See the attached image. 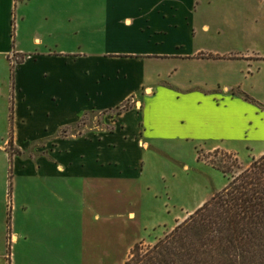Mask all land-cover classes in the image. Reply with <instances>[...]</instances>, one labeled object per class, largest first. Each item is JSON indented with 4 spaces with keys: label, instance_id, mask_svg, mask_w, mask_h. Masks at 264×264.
<instances>
[{
    "label": "crops",
    "instance_id": "0c3cea01",
    "mask_svg": "<svg viewBox=\"0 0 264 264\" xmlns=\"http://www.w3.org/2000/svg\"><path fill=\"white\" fill-rule=\"evenodd\" d=\"M200 5L0 0V264H16L8 236L16 242V236H47L49 226L59 229L60 203L78 205L98 185L135 193L151 149L180 153L209 135L235 142L240 120L234 104L242 100L232 65L239 60L195 47L197 28L210 31L199 24ZM12 53L20 57L17 66ZM90 116L101 117L100 126L75 132ZM215 151L238 158L233 144L208 153ZM262 156L264 148L254 159ZM33 188L46 202L33 197ZM17 213H36V223L46 228H23L27 221Z\"/></svg>",
    "mask_w": 264,
    "mask_h": 264
},
{
    "label": "rangeland",
    "instance_id": "374dc122",
    "mask_svg": "<svg viewBox=\"0 0 264 264\" xmlns=\"http://www.w3.org/2000/svg\"><path fill=\"white\" fill-rule=\"evenodd\" d=\"M200 1L199 24L207 23L210 31L202 33L201 25L197 28L199 42L195 47L201 45L206 53L218 52L239 60L232 65L239 84L235 94L242 100L234 104L240 120L235 142L227 136L222 142V135H209L200 143L190 142L180 153L151 149L145 175L135 193L108 190L98 185L96 192L88 191L80 197L78 205L60 203L58 230L53 232L49 226L47 236H16V242L14 236H8L9 255L12 256L13 251L16 264H127L136 245L147 250L169 235L179 225H176L178 220L194 211L199 201L211 200L222 191L234 177L250 167L264 148V113H261L264 112V0ZM14 56L12 53L10 59L12 65L17 66L20 57L16 55L14 59ZM229 66H224V81H228ZM245 100L249 101L245 103ZM227 110L230 108H225V112ZM101 122V117L90 116L74 131L84 132L100 126ZM230 144L234 145L238 158L224 152L208 153L214 146ZM185 165L189 169H185ZM31 192L41 201L43 194L35 188ZM61 194L71 201L75 199L70 193ZM152 195H157L159 200L154 201ZM46 198L44 194L42 200L46 202ZM14 199L16 201V196ZM19 199H25L23 191ZM85 200L89 205L86 209L82 205ZM131 213L135 217H131ZM21 217L27 221L23 228L36 233L46 228L41 222L36 223V213L32 216L22 213ZM17 230H13L12 235H18L20 229Z\"/></svg>",
    "mask_w": 264,
    "mask_h": 264
},
{
    "label": "trees",
    "instance_id": "16d2710c",
    "mask_svg": "<svg viewBox=\"0 0 264 264\" xmlns=\"http://www.w3.org/2000/svg\"><path fill=\"white\" fill-rule=\"evenodd\" d=\"M127 264H264V156Z\"/></svg>",
    "mask_w": 264,
    "mask_h": 264
},
{
    "label": "built area",
    "instance_id": "2783aa9c",
    "mask_svg": "<svg viewBox=\"0 0 264 264\" xmlns=\"http://www.w3.org/2000/svg\"><path fill=\"white\" fill-rule=\"evenodd\" d=\"M14 59H16V54H15V56H14Z\"/></svg>",
    "mask_w": 264,
    "mask_h": 264
}]
</instances>
